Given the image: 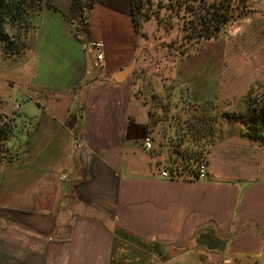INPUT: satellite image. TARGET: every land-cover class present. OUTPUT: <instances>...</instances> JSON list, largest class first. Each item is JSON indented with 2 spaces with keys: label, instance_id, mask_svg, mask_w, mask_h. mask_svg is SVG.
Instances as JSON below:
<instances>
[{
  "label": "crops",
  "instance_id": "0c3cea01",
  "mask_svg": "<svg viewBox=\"0 0 264 264\" xmlns=\"http://www.w3.org/2000/svg\"><path fill=\"white\" fill-rule=\"evenodd\" d=\"M55 1L58 11L37 17L49 22L41 39L57 45L60 29L72 48L51 54L64 52L72 69L45 84L34 80L29 52L22 70L0 63L3 81L23 84L22 103L37 105L0 96L7 115L18 110L6 119L14 131L6 147L19 137L18 157L0 172V264H264V134L249 138L224 113L211 122L208 179L162 178L177 143L164 149L161 137L188 131L187 112L151 108L128 79L114 80L137 55L125 30L130 2L97 3L100 16L88 21L84 0ZM237 2L246 19L264 14V0ZM92 40L106 45L101 61L88 57ZM4 83L18 91L15 81ZM151 126L153 148L145 150Z\"/></svg>",
  "mask_w": 264,
  "mask_h": 264
},
{
  "label": "rangeland",
  "instance_id": "374dc122",
  "mask_svg": "<svg viewBox=\"0 0 264 264\" xmlns=\"http://www.w3.org/2000/svg\"><path fill=\"white\" fill-rule=\"evenodd\" d=\"M237 1L239 0H198L197 3L190 4L197 7L196 12L200 14H205L206 10L198 8L199 2L202 7L214 5L215 9L222 5L230 6L228 23L220 31H213V28H210L214 34H209V38L194 34L195 16L186 6V3H192L188 0L146 2L144 12L149 18H142L138 32L134 30L132 20L127 19L125 30L132 33L131 46L133 49L138 47L137 55L127 66L133 69L127 79L133 86L134 96L148 101L151 108L153 106L157 110H172L174 106H179L174 115L204 112L212 115L217 122H223L224 113H243L248 98L264 96V14L246 19L242 13L245 8ZM118 2L126 6L130 0H92V3L84 0L81 15L90 21L91 15L92 18L100 16L99 10L98 14L96 11L92 13L94 9H99L100 5L98 6L97 3L112 6ZM54 5L61 6V3L55 1ZM70 7L77 14V5L74 2ZM101 14L116 23L113 11L106 9ZM39 16L34 18V29L27 37L30 49L27 48L25 55L6 56L0 43L2 53L0 63L4 61L3 59H8L10 61L6 63L8 66H17V69L22 70L29 52L27 65L32 70L34 80L46 84L52 80L53 73H60L63 76L72 67L71 63H64V56H58L64 52H57L55 56L51 54L52 50L72 47L71 42H67L60 29L54 34L57 45H53L48 37L42 41L41 37L47 34L46 27L49 22L44 17L38 19ZM42 23L43 30L39 31ZM201 34L207 35V32L202 31ZM87 53L91 59L93 52ZM69 61L70 57L65 60V62ZM28 66L25 67L26 70ZM15 72L9 71V75ZM21 74L23 77V72ZM5 76V71L0 72V96L3 100L8 103L17 100L24 107H33L37 111V105L33 101L22 103L19 93L23 85L21 81L11 78L5 80L15 81L18 91L14 92L2 80ZM28 96L32 97L33 91L30 90ZM5 106L0 101V118L3 121H7L12 113H18V110L14 109L7 115ZM203 106L205 109L202 108ZM219 112L222 113L221 116H218ZM157 117L163 116L160 114ZM150 137L152 139V126ZM18 140L19 137L16 139V146L9 148L6 158L0 160V172L4 168V163L16 160L18 157L19 152L16 151L19 150ZM161 142L164 144V149L175 144V131L171 132V136L161 137ZM162 151L164 153V150Z\"/></svg>",
  "mask_w": 264,
  "mask_h": 264
},
{
  "label": "trees",
  "instance_id": "16d2710c",
  "mask_svg": "<svg viewBox=\"0 0 264 264\" xmlns=\"http://www.w3.org/2000/svg\"><path fill=\"white\" fill-rule=\"evenodd\" d=\"M149 1L130 0L131 20L136 32H138L142 18H149L148 14L146 13V15L144 12L146 2ZM188 1L192 3H186V6L195 16L194 34L209 38V34H214L210 31V28H213V31H220L228 23L229 5H222L215 9L214 5L202 7L199 2L198 8L206 10L205 14H200L196 12L197 7L190 5L197 3L198 0ZM46 9L58 11L53 0H0V43L3 45L4 55L17 56L25 54L28 48V34L34 29L33 20ZM8 30L12 33L10 34ZM202 31L207 32V35L201 34ZM202 108L205 109L204 106ZM186 116V126H184L188 127V131H175V143L177 144L174 151L176 156H181L187 152L207 156L206 143L213 131L211 122H214V117L204 112L191 115L187 112ZM225 116L230 120L242 123L248 130L247 136L249 138L261 139L264 134V96L248 98L243 113H227ZM150 117L152 118L151 115ZM201 123L206 125L205 129L192 131L193 127ZM12 134L13 131H11L8 121H3L0 118V160L6 158L5 155L8 151L6 142L12 137ZM194 144L197 145L196 148H193Z\"/></svg>",
  "mask_w": 264,
  "mask_h": 264
},
{
  "label": "built area",
  "instance_id": "2783aa9c",
  "mask_svg": "<svg viewBox=\"0 0 264 264\" xmlns=\"http://www.w3.org/2000/svg\"><path fill=\"white\" fill-rule=\"evenodd\" d=\"M89 49L93 52L98 61L103 60L105 43L99 40H92L88 44ZM143 147L145 150H152L153 142L150 135L143 139ZM169 163L160 172L162 178H193L199 181H206L208 179V164L206 156L187 152L181 156H175L174 159L168 161Z\"/></svg>",
  "mask_w": 264,
  "mask_h": 264
},
{
  "label": "water",
  "instance_id": "95a60500",
  "mask_svg": "<svg viewBox=\"0 0 264 264\" xmlns=\"http://www.w3.org/2000/svg\"><path fill=\"white\" fill-rule=\"evenodd\" d=\"M90 3H92V0H89ZM133 69L132 67H126L121 69L119 72H117L114 76V80L117 83H121L127 80V78L129 77V75L132 73Z\"/></svg>",
  "mask_w": 264,
  "mask_h": 264
}]
</instances>
